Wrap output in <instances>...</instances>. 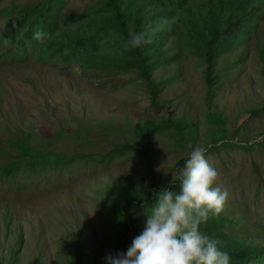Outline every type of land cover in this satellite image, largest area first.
Masks as SVG:
<instances>
[{"label": "rangeland", "instance_id": "374dc122", "mask_svg": "<svg viewBox=\"0 0 264 264\" xmlns=\"http://www.w3.org/2000/svg\"><path fill=\"white\" fill-rule=\"evenodd\" d=\"M8 1L0 0V7ZM92 1L67 0L64 11ZM263 36L264 12L248 40L217 59L215 68L225 69L209 85L205 63L188 54L180 27L179 60L154 72L162 78L176 74L162 85L158 106L136 77L83 75L77 67L32 59L0 68V165L18 160L6 139L21 133L44 150L96 156L125 142L140 148L136 124L169 117L188 125L184 141L171 135V128L148 131L157 188L173 183L177 163L196 146L204 147L205 159L220 173L214 184L229 192L223 212L242 213L253 223L262 220L264 233V148L254 145L264 137ZM239 52L240 63L231 67ZM252 109L259 111L248 116ZM218 134L234 144H252L253 150L219 146V154L207 151ZM33 174L22 167L0 173V264H74L78 237L86 264H106L105 256L115 255L119 239L115 209L123 200L144 197L151 181L145 157L132 150L112 160L73 162L69 169ZM133 213L144 229L150 212L138 206Z\"/></svg>", "mask_w": 264, "mask_h": 264}, {"label": "trees", "instance_id": "16d2710c", "mask_svg": "<svg viewBox=\"0 0 264 264\" xmlns=\"http://www.w3.org/2000/svg\"><path fill=\"white\" fill-rule=\"evenodd\" d=\"M67 0H9L0 7V68L32 59L62 68L77 67L83 75L128 76L140 79L150 101L158 106L157 96L168 78L156 77L154 72L163 67L175 65L180 58L176 49V38L180 27L185 33V46L191 56L205 63L204 76L207 84L220 78L223 67L215 68L218 58L232 52L248 40L264 12V0H93L81 9L64 11ZM161 24L163 25L162 27ZM136 33L149 32L159 28L151 43L138 48H128L129 29ZM37 30L45 33L37 39ZM259 53L264 55V36L260 41ZM241 53L231 60L230 66L240 63ZM123 76V77H124ZM209 92V91H208ZM259 110L252 109L248 116ZM217 119V118H216ZM215 119V120H216ZM184 121L171 118L160 122L146 121L136 124L134 133L142 146L136 148L128 142L114 145L107 153L100 155H64L54 150H44L30 144V134L21 133L16 138L8 137L7 145L14 148L18 160L0 165V173L12 172L16 167L42 174L56 169H69L75 163L112 160L126 150L143 154L150 174L149 191L144 197L123 200L115 209L120 224L115 254L126 252L132 240L144 229L133 210L140 206L151 212L154 193L160 191L152 170L151 154L154 146L148 131L163 132L184 141ZM207 151L218 152L219 146L239 147L253 150L254 145L264 148V137L254 145H238L223 140L218 134L212 139ZM218 144V145H217ZM186 159L177 163L183 168ZM179 179L168 184L173 192H179ZM213 187H216L213 184ZM260 186L256 191H259ZM264 200V197H263ZM224 209V208H223ZM262 220L255 223L242 213L209 215L203 222L202 232L219 241L218 247L230 256L229 264H264V233L260 231ZM74 264H86L84 246L78 237L73 247Z\"/></svg>", "mask_w": 264, "mask_h": 264}, {"label": "clouds", "instance_id": "9594fccd", "mask_svg": "<svg viewBox=\"0 0 264 264\" xmlns=\"http://www.w3.org/2000/svg\"><path fill=\"white\" fill-rule=\"evenodd\" d=\"M159 30L136 33L130 28L125 47L151 43ZM44 35L37 30L34 38ZM205 152L201 146L190 151L184 167L175 173L179 192L167 187L154 193L155 203L146 214L144 230L126 252L106 255V264H229L230 256L220 250L219 241L200 230L210 214L222 212L229 197L227 189L213 187L220 173L205 159Z\"/></svg>", "mask_w": 264, "mask_h": 264}]
</instances>
